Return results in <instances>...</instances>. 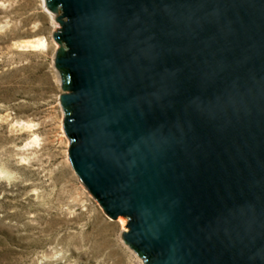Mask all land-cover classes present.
Segmentation results:
<instances>
[{
	"label": "water",
	"instance_id": "1",
	"mask_svg": "<svg viewBox=\"0 0 264 264\" xmlns=\"http://www.w3.org/2000/svg\"><path fill=\"white\" fill-rule=\"evenodd\" d=\"M70 159L149 264H264V0H54Z\"/></svg>",
	"mask_w": 264,
	"mask_h": 264
},
{
	"label": "rangeland",
	"instance_id": "2",
	"mask_svg": "<svg viewBox=\"0 0 264 264\" xmlns=\"http://www.w3.org/2000/svg\"><path fill=\"white\" fill-rule=\"evenodd\" d=\"M53 1L0 0V264H149L71 162ZM36 37L46 49L20 46Z\"/></svg>",
	"mask_w": 264,
	"mask_h": 264
},
{
	"label": "bare ground",
	"instance_id": "3",
	"mask_svg": "<svg viewBox=\"0 0 264 264\" xmlns=\"http://www.w3.org/2000/svg\"><path fill=\"white\" fill-rule=\"evenodd\" d=\"M20 46L23 47V48L44 50L47 47V40L44 37H36V38H32V39H26V40H24V41H22L20 43ZM25 126L28 127V128H30V127H32V124L27 123ZM37 141H38V138H37V136L35 134V136L31 137L29 143L30 144L31 143H36ZM120 222H121V225L124 226V222L125 221L122 220V219H120Z\"/></svg>",
	"mask_w": 264,
	"mask_h": 264
}]
</instances>
